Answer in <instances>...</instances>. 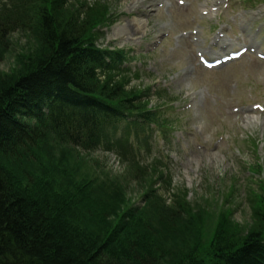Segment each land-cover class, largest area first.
Wrapping results in <instances>:
<instances>
[{"label":"rangeland","instance_id":"obj_1","mask_svg":"<svg viewBox=\"0 0 264 264\" xmlns=\"http://www.w3.org/2000/svg\"><path fill=\"white\" fill-rule=\"evenodd\" d=\"M259 1L75 0L106 22L97 28L103 47L124 49L129 60L136 58L132 66L115 72L114 79L130 93L142 94L164 118L143 134L128 127L114 129L91 152L50 139L40 141L29 152L20 151V156L9 159L8 170L23 185L30 184L29 176L40 186L51 181L52 190L66 201L54 203L52 209L84 203L96 224L101 216L114 225L134 223L137 218L131 211L147 205L152 194L164 201L174 193L179 202L189 203V217H184L193 224L170 237L151 229L163 237L154 243L160 250L157 255L165 263L168 246L174 262L192 264L197 258L208 264L220 244L224 248L243 238L264 219V111L258 107H264V60L249 52L237 62L207 70L198 53L210 50L219 24L229 29L225 35L233 41L229 25L239 28L245 23L250 28V19L242 17L247 15L240 10L242 4L248 14L261 13L257 21L264 24V2ZM212 2L207 10L200 5ZM227 2H233L231 10L220 9ZM12 4L13 0H0V9L13 15ZM137 21L143 22L140 28ZM31 31L19 29L7 37L0 55V78L13 76L18 59L34 50ZM108 194L121 198L117 206L105 210ZM163 205L162 219L177 217L170 210L177 213L179 206L169 201ZM64 211L71 216V211ZM151 225L160 226L156 221ZM112 234L117 233L106 232L93 248H102ZM134 235L123 232L119 237L121 256H128L135 242L139 247L147 245L146 236ZM193 248L196 258L188 255Z\"/></svg>","mask_w":264,"mask_h":264},{"label":"trees","instance_id":"obj_2","mask_svg":"<svg viewBox=\"0 0 264 264\" xmlns=\"http://www.w3.org/2000/svg\"><path fill=\"white\" fill-rule=\"evenodd\" d=\"M30 1L17 0L10 7L13 15L0 9L4 15L0 17V55L12 32L29 28L35 39L34 50L18 59L13 76L0 78V264H188L172 261L168 246L164 251L166 262L162 263L154 243L163 237L151 230L170 237L192 223L184 217H189V203L179 202L174 193L164 201L152 194L147 205L131 211L137 218L134 223L110 224L100 214L102 219L96 224L84 203L70 209H52L54 203L62 205L66 201L58 198L51 181L45 178L47 184L40 186L29 176L30 184L23 185L8 170L6 162L20 156V151L29 152L40 141L50 139L91 152L114 129L137 131L150 128L159 119L156 112L148 110L145 98L130 93L112 76L126 68L129 57L125 50L99 43L97 28L106 22L90 13L94 12L92 8L78 6L75 0H37L35 9L28 10ZM118 198L108 194L104 209L117 206ZM167 201L179 206L177 213L167 209L177 217H160ZM61 210L71 211L68 222L57 217ZM128 214L123 216L130 220ZM261 216L264 218V214ZM77 220L96 229L89 233L70 227ZM153 221L160 226H152ZM106 232L117 234L107 235L109 241L94 249L93 244L103 240ZM123 232L146 236L147 245L139 247L135 242L128 256H121L117 246ZM228 244L224 248L220 244L208 264H264V219L243 238ZM196 254L194 248L188 253L195 258ZM192 264L204 263L196 258Z\"/></svg>","mask_w":264,"mask_h":264},{"label":"bare ground","instance_id":"obj_3","mask_svg":"<svg viewBox=\"0 0 264 264\" xmlns=\"http://www.w3.org/2000/svg\"><path fill=\"white\" fill-rule=\"evenodd\" d=\"M29 5H28V10H34L35 7H36V3H37V0H31L30 2H28ZM15 4L14 0H13V4L12 6ZM18 14H20V11H18ZM4 15L0 12V17H3ZM142 21H137V25H138V28H140V26L142 25ZM13 33V32H12ZM11 33V34H12ZM65 212V213H64ZM68 215H67V214ZM57 217L59 218V220H61L62 222H68L69 221V213L67 211H64V210H61ZM70 219H73V218H70ZM70 227L74 228V229H78V228H84L83 231H86V232H89V233H93L94 230L96 229L94 226L92 225H86L85 223L77 220L75 221ZM79 231V230H78Z\"/></svg>","mask_w":264,"mask_h":264}]
</instances>
